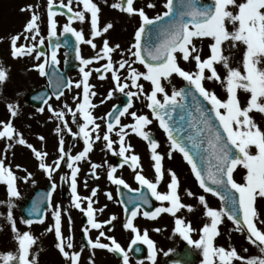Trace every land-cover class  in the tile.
Instances as JSON below:
<instances>
[{
  "label": "snow or ice",
  "instance_id": "6c2138e0",
  "mask_svg": "<svg viewBox=\"0 0 264 264\" xmlns=\"http://www.w3.org/2000/svg\"><path fill=\"white\" fill-rule=\"evenodd\" d=\"M107 4L108 0H104ZM77 4L82 8L73 10V0H60V4L56 5L55 0H47V26L49 36V47L52 49L50 57L40 50V46L45 43L44 38L40 37V15L33 11V5L29 4L20 9L21 12H29L30 18L26 21L22 32L11 35L8 38L10 45V55L13 58L30 56L35 53V59L43 61L36 63L34 68L38 70L41 76L48 75L46 66H52L57 63V49L59 43L52 44L51 38L57 37V20L58 8L66 9L67 23L63 25V33H70L76 39V55L80 60L82 79L78 81L68 80L63 83L62 78L58 80V85H62L59 91L54 93L57 100L63 96V87L82 89V94L78 93L75 100H78L75 108L65 104L61 110H56L49 103L51 97H41L47 109L61 123L57 124L55 131L59 135L57 145V158L50 164L47 162L48 153L43 150H37L33 144L29 143L13 124V119L7 122L0 120V139H7L10 143L5 151L14 146V144L26 146L34 154L39 161V168L42 169L49 179L53 173L61 167L63 162L68 169L70 175L66 174L61 177L62 180L70 182L72 200L76 209H79L87 216V226L83 228V232L87 236L90 229H102L104 225L111 224L117 217L112 215L110 219L98 221L95 218L96 209L93 207V197L97 193V189H92V195L81 197L77 192V175L80 171L78 164L84 160L92 151L96 140H100L99 134L100 124L98 119L106 123V131L103 134V141L108 150L113 151L115 155L123 158L124 164L135 170V180L140 184L141 188L146 186L147 191L140 192L138 199L143 205H150L149 193L157 201L169 202L167 207H157L153 211H144L140 203H136L134 207L129 209L125 205L124 211L126 222L123 227L131 229L136 233L135 238L129 244V251L133 245L142 242L148 247V259L155 261L156 250L154 242L148 237L145 229L143 235L134 226L133 220L138 214L145 218L156 219L161 213H168L173 216L181 210L194 211L193 205L182 203L178 194L180 185L179 177L176 172L168 169L167 174L170 180L167 184V192L158 191V185L165 175L163 168L164 156L157 151L158 141L153 138L148 129L153 123L147 114H137L136 111H129L132 108V98L145 95L147 108L151 110L152 117L158 121L159 127L167 134L170 141V151L168 157L171 158L172 151H178L182 154L184 160L190 165L191 171L199 183V187L205 193H211L218 196L224 201L226 207L215 209L209 207L204 195L197 197L199 203L205 208V216L210 218V223H205L199 229V238L193 239L191 233L195 231L191 222H185L183 218L175 219L174 233H178L189 245H193L197 249H201L203 253V264H233V261L242 262V264H264V255L251 256L245 258L240 256L235 247L226 249L223 246H215L214 240L220 234L219 226L223 222V218L227 217L235 225L237 232L246 233V240L249 244L255 245L261 254H264V219H261V213L257 209V200L264 201V130L254 121L250 113L255 110L264 114V67H258L264 61V0H213L210 5L198 4L197 0H166L163 12L154 16H149L146 9H155L157 7L152 0H145L143 7L136 4L135 0H117L110 5L111 8L117 9L129 16H138L140 18L139 27L135 30L134 43L127 49L130 57L134 59L131 62L123 58L118 64L113 62V54L120 49L119 44H110L107 39H102V46L91 58H83L80 55L81 43L90 45L93 49L97 48L94 39L103 37L113 28L111 22L100 24L101 7L95 0H76ZM230 8L238 9L234 14ZM168 18V19H166ZM89 19L90 22V38H85L83 30H77L72 27L73 21L81 23ZM226 21L233 24V30L229 31L226 27ZM238 22V26L237 25ZM153 33L157 36L155 43L148 41L143 42L146 35L151 36ZM30 34V35H28ZM38 43L24 44L18 43L23 40H37ZM211 38L212 42L208 45L210 54L206 57L201 56V49L196 46L195 40ZM3 37H0L2 40ZM230 42L234 48L237 42L246 46L243 54V73L239 68L229 66V56L224 55L222 45ZM67 43V41H65ZM106 60L101 65L104 72L111 73V78L115 82L114 89L109 90L105 99H111L114 91L121 93L125 89L134 88L136 91H127V103L119 108L113 106V110L106 113V117H96L93 109L96 104L92 102V97L96 92L92 90L93 86L89 83V77L92 70H85L86 66L92 65L95 61ZM185 63L194 62L195 71L185 70L181 66L180 61ZM139 63L145 69L144 71L132 67V64ZM222 64L226 70V76L222 79L217 71L216 65ZM101 68H96L97 73H101ZM126 69L127 76L121 80L120 70ZM209 73L208 75H206ZM176 75L182 78L186 84V88L179 90L173 88L171 94L166 91L162 81H168ZM9 78V70L0 63V87ZM101 79L105 77L101 73ZM147 81L151 85L150 92L145 93L144 84L140 81ZM213 81L221 83L227 93L226 99H221L215 91L209 90L204 86V81ZM243 89L250 93V98L246 101V106L241 105L238 97V90ZM162 95L163 99L158 98ZM191 100L195 104V112L197 118L194 120V127L197 132L202 133L205 137L200 140L189 136L192 147L189 148L182 140L177 138L173 133L170 124L171 113L175 111L178 104ZM206 102V103H205ZM101 104L104 103L102 99ZM210 105V107H209ZM7 110L11 118H15L19 113V105L16 103H7ZM66 110V111H65ZM39 112L45 111L44 107L38 109ZM66 112L72 116V123L77 124V131H73L69 126ZM130 116L132 123L122 124L121 117ZM82 118V123L77 117ZM62 125V126H61ZM91 126V128H90ZM119 126L116 135L119 138V151L113 149L114 141L111 134L114 129ZM137 134L139 137L148 141L151 150V160L155 172V182L147 179L142 174V165L139 163L140 157L131 151L132 145L126 144L128 131ZM69 134L73 139L81 138L83 140V150L76 154L65 150L64 133ZM95 132L93 139L92 133ZM40 141H44L43 135L38 136ZM207 143L206 153L194 151L199 149L203 143ZM251 146H255V154L250 151ZM199 156V160L197 159ZM120 166H123L122 164ZM246 169V175L243 182H237L233 173L237 167ZM17 168L20 166L17 165ZM93 172L99 165H91ZM26 171V170H25ZM117 171L116 166H110L107 173L108 179L116 184L123 185L128 188L129 185L123 178L114 175ZM95 174V172H94ZM32 176L31 172L22 177L27 181ZM17 177L10 165H6L5 158L0 157V182L7 185V193L10 197H18L20 195L17 189ZM210 182V183H209ZM55 183L52 184L53 191ZM108 199H112L111 193L106 194ZM188 196L194 194L189 190ZM49 198L51 193L48 194ZM87 201L86 208L82 207V203ZM123 203V201H121ZM131 203V201H130ZM8 220L11 229L15 233V240L18 243V253L12 252L0 253V260L3 264H37L36 258H30V250L36 244V238L30 231L20 232L17 228L16 221L11 212V201H9ZM103 211V209H100ZM32 212L39 213L37 204L33 205ZM54 225L50 226L47 231L54 230L57 243L55 247L58 249L62 257L68 264H80V251H69L73 248L71 237L65 240L62 233V213L57 206L53 212ZM23 224L31 226L33 219H24ZM38 222L43 223V217L40 216ZM259 225V226H258ZM159 231V229H154ZM101 237H105L103 230L99 231V235L95 240L88 238V245L91 249H106L110 252L117 253L122 258V264H129V251H126L114 237L108 236L109 243H102ZM135 251H140L136 247ZM246 252L247 249H244ZM92 256L89 257V264H93ZM167 255V253H165Z\"/></svg>",
  "mask_w": 264,
  "mask_h": 264
},
{
  "label": "rangeland",
  "instance_id": "374dc122",
  "mask_svg": "<svg viewBox=\"0 0 264 264\" xmlns=\"http://www.w3.org/2000/svg\"><path fill=\"white\" fill-rule=\"evenodd\" d=\"M64 2L66 3L67 0H64ZM115 2H117V0H115L113 3ZM135 2L138 5V3L142 2V0H135ZM152 2H155L159 7H163L166 0H152ZM238 2H241V0H238ZM55 3L60 4V0H55ZM72 7L75 11L79 8H82V5L77 4L75 1L73 2ZM110 9L113 8L110 7ZM115 10L116 13L111 17L110 20V22L115 26L113 30V32L115 31V34L110 32L107 38L97 37L94 39V43L97 45L98 50H100V47L102 46V39H107L110 44H119L121 50L119 53H115V55H113L114 64H118V61L121 59V52L123 53V58L128 59L131 62V60L134 58L129 56L127 49L132 43H134V33L140 24V22L137 24L136 21L140 20V18L135 15L129 16L128 14L117 9ZM153 10L154 9H146L148 14H151ZM230 10H232L234 14L238 11V9L234 8H230ZM36 12L41 17V20L39 21L40 37H43L45 41V43L40 46V50L43 51L42 46H45V53L49 56L47 42L48 26L46 18L47 4L45 6V10L39 9ZM158 12L160 13V11ZM154 14L155 12L151 15L154 16ZM55 19L57 20V33L61 35L63 34V25L67 23V16L59 14L55 17ZM236 26H238V22ZM72 27L76 28L77 30H83L85 38H90L89 19H86L83 23L80 21H73ZM38 40L39 37H37V40L35 41L29 39L26 40L24 44L38 43ZM194 42L196 43L197 48L201 49L202 57H206L210 54L208 45L212 42L211 38H204L202 40L197 39ZM89 47L91 46L81 43L80 48H82V50L80 51V55H83L81 52L88 51ZM222 48L224 49L223 54L229 56V66L239 68L243 73L244 69L242 61L246 47L239 48L236 44V46L233 48L230 42H225V44L222 45ZM0 49H4V45L2 46V40H0ZM65 54L66 50L61 48L58 54V59L59 65L62 68L64 66ZM83 58L90 57L88 54H85ZM43 59L44 58L42 57L40 61H37L35 59V53H33L27 58H14L9 60L5 57L4 51L3 53H0V63H2L9 70L8 80L2 87H0V120L7 122L8 119H13L15 128L23 134L24 138L29 143L33 144L37 150H43L48 153L47 162L51 164L58 156L57 145L59 135L57 134L58 138H55V128L57 124H60L61 122L52 113V116H49L50 112L48 111L47 106L44 107L45 111L41 113L38 110L32 109L23 100V95L25 92L42 84H47L45 76H41L38 70L34 68V65L36 63L42 62ZM104 63H106V60L95 61L92 65L85 67V70H92V79L89 80V83L93 86L92 90L96 92V95L92 97V102L94 103V100L100 98L98 102L95 101L97 106L92 110L96 117H106V113H108L111 108L116 103H118V93H120L119 91H114L111 99H105L108 91L114 89L115 82L112 80L111 73L109 72L105 75L104 79H101L97 76L95 69L101 67V65ZM180 63L181 66L185 68V70L195 71L194 62L185 63L181 60ZM132 67H136L140 71L145 70L138 62L132 64ZM258 67H264V61H262ZM216 68L223 79L227 74L223 65L217 64ZM127 74L128 73L126 69L120 70L122 81L124 80V77L127 76ZM208 74L209 73L206 75ZM81 79V72L71 75V81L73 82ZM140 82L144 84L145 93L150 92V83L143 80ZM183 82L184 80L176 75H173L168 81H162L169 95L171 94L173 88L179 90ZM204 86L209 90L215 91L219 98L226 99L227 93L221 83L216 82L215 80H205ZM129 90L136 91L134 88H129L125 89V92ZM98 91L101 92V95L100 93L97 94ZM78 93L82 94V89H77L73 86L68 88L59 100L52 98L49 103L56 110L63 109L65 104L73 107L74 109L76 103H78V100H75L74 97H76ZM238 97L241 101V105L246 106V101L250 98V93L244 91L243 89H239ZM158 98L161 100L163 99L162 95H158ZM102 99L104 100L103 104L100 103ZM7 103H16L19 105V115L21 121L23 120L22 117L25 119V116H22L23 113L27 116H30L32 120L25 121L22 124L21 122H17V119L11 118L6 107ZM147 103L148 101L146 100L145 95L135 97L132 101V108L129 111H136L137 114H147L149 115V118L153 120V123L148 126L147 130H149L151 134H155L159 140V147L157 151L164 156L162 163L163 168L165 169V175L158 185V191H168L167 184L170 180V177L167 174V170L171 169L175 171L179 177L180 185L178 194L182 203L194 206V211L189 212L187 209H181L175 214V216L168 213H161L156 219H151L145 218L141 213L134 218V226L139 230L140 234L143 235V232L146 229L148 232V237L154 242V247L156 250L154 264H161V257L164 256L165 253H169L185 241L178 233H174L175 219L180 217L183 218L186 223L190 221L192 228L195 229V231L191 233V236L193 239H198L199 229L205 223H210V218L205 216V208L199 203L197 197L199 195H204L208 206L217 210L221 208V203L217 196L211 193H205L204 190L199 187V183L192 173L190 165H188V163L184 160L180 152L172 151L171 158L168 157L167 154L170 151V141L168 140L167 134L164 132V130L159 127L158 121L152 117L151 110L147 108ZM255 112L258 111L253 110L250 115L256 122ZM65 118L68 120L69 126L72 128V130L77 131V124L72 123L71 114L66 112ZM54 119H57L56 126L53 124ZM77 119L82 123V118L78 116ZM96 122L100 124L99 134L102 136L106 131V123L100 119H98ZM121 123L130 124L132 123V118L126 115L121 118ZM118 128L119 126H117L111 134V138L114 141L113 149L116 152L119 151V138L116 135ZM261 129L264 130V127ZM126 131H128V135L133 134V138H126V144H131V151L140 157L139 163L142 165V174L147 179L155 182V172L153 168L154 162L151 160V150L149 148L148 141L139 137L137 134L132 133L130 130L126 129ZM51 133L53 134L52 140L48 139ZM40 135L45 137L44 141H40L38 139V136ZM95 135L96 133L93 132V139L95 138ZM64 139L66 151H71L72 154H76L83 150L84 145L81 138L73 139L65 132ZM9 143L10 141L7 139H0V157H4L6 165H10L17 177L21 178L17 180V189L20 195L14 198L10 197L7 193V188L0 187V253H6L9 251L13 254L18 253L16 252L18 243L15 240V233L12 231L10 221L8 220V212L10 208L9 201H11L10 210L12 212L13 218L16 221L18 230L20 232L30 231L36 238V244L33 245L32 249L30 250V258L34 256L37 260V264H68V262L62 257L60 253L58 258L56 257L57 253L54 256L49 254V249L55 246L57 243L54 230L51 232L47 231L50 226L54 225L53 212L57 209V206L62 213V233L63 235L71 237V243L73 244V248L69 251H80L81 248L83 249L81 253L80 264H89V257L92 256L93 252L95 253L94 257H92L93 264H122V258H118L113 252H110L106 249H91L88 245V238L90 237L91 239L95 240V238L99 235V231L103 230L105 232V237H101L102 243L110 244V241L107 240V237L111 236L114 237L115 240L121 244V246L126 251H129V244L135 238L136 233H134L132 230L128 231L123 227L124 212L120 200L118 199L119 186L112 183L108 179L107 173L110 170V166H116L117 171L114 175L123 178L124 180H132L133 183H128L126 180L125 181L130 188L134 189L139 188V183L134 177L135 172L140 171V169L137 168L133 170L129 164L120 166L117 163V158L120 156L115 155L113 151L107 149L102 137L100 140L95 141L92 151L82 162L83 164H78L80 171L77 175V192L79 195L81 193H85L87 196H91L92 189L96 188L97 193L93 197L95 205L93 207L97 210L95 213V218L98 221H105L110 219L112 215H115L117 219L112 221V227L107 229L106 225H104L102 229H90L86 236L83 232V228L86 225L80 222L79 212H75L72 207L73 200L71 196L72 192L70 182L61 179V177L65 176L66 174L70 175L71 170L68 169L65 164H62V162L60 169L54 172L52 178L49 179L46 173L39 168V161L35 158L32 152L28 159L18 161L15 152L16 150L13 149V147L5 151ZM250 151L255 154V146H251ZM92 164L100 166L94 170L95 174L91 167ZM17 165L20 167L17 168ZM27 172H31L32 176L27 181H24L22 177H24ZM91 173H93L95 176L91 177ZM244 175H246V169L240 166H238L233 173L234 179L237 182H243ZM48 182L55 183L56 190L53 194L50 207L43 223L40 225L32 224L31 226L23 224V218L20 213L19 205H21V202L24 198L32 196L35 187L44 186ZM192 189L197 193L195 201L191 198V196L187 195V191ZM66 192L69 193V197L64 199L63 197ZM107 193H111V200L108 199L106 195ZM158 206L167 207L169 206V202L158 201ZM100 209H103V211H100ZM257 209L261 213L260 218L264 219V201L259 199L257 200ZM82 213L83 212L81 211L80 215ZM168 216H171V218L168 219ZM154 229H159V231H155ZM219 233L220 234L214 240L215 246H223L226 249L235 247L238 254L245 258L264 255L259 252V249L255 245L248 243L246 240V233L237 232L235 230V225L232 221L228 220L227 217L223 218V222L219 226ZM81 242L83 243L79 244ZM193 248L201 255V264H203L202 250L197 249L194 246ZM244 249H247V251L245 252ZM0 262H2V260H0ZM129 264H153V261L149 260L148 256L141 261H137L129 252ZM233 264H242V262L233 261Z\"/></svg>",
  "mask_w": 264,
  "mask_h": 264
},
{
  "label": "water",
  "instance_id": "95a60500",
  "mask_svg": "<svg viewBox=\"0 0 264 264\" xmlns=\"http://www.w3.org/2000/svg\"><path fill=\"white\" fill-rule=\"evenodd\" d=\"M197 2L198 4L201 5H210L212 4L213 0H207L205 2H201L197 0ZM147 36L148 35L144 37V41L148 39ZM65 41H67V43H65ZM51 42L53 45L56 43L62 44L68 49L69 57H72V61L70 62V64L72 63L74 66L73 68L72 66L67 68L65 72H61L59 70V68L57 67V63L55 65L50 66V70L47 76L51 82V87L54 93H56L62 87V85H58V80L62 78L63 83L66 84L67 81L69 80L68 79L69 71L71 69H74L76 66V62L73 60V58L76 56V40L70 33H66L61 40L54 37L51 38ZM186 87L187 84H184L182 88H186ZM65 88L66 87H63V90ZM41 97L44 98L50 97V93L48 92L46 87H40L34 91L27 93L26 100L35 107H43L44 101L41 99ZM127 101L128 100H126L123 104L119 105L118 107L122 108L127 103ZM195 107H196L195 104L191 103V100L189 98V100L184 101L183 103L178 104L176 106L175 111L171 113V118H170V124L173 128L174 135L180 140H182L189 148L192 147L191 141L189 140V136H192L200 140L205 139L204 135L202 133L197 132L196 127L193 126L194 120L197 118ZM194 151L200 153H206L207 143L206 142L203 143L199 149H196ZM197 159L199 160V156H197ZM141 191L146 192L147 191L146 186L144 188H141ZM51 192H52L51 188H49L48 191L44 189L37 190L36 195L33 199L34 200L33 203L31 202L30 204L29 202H27L25 207L23 208L24 217L26 219H33V220H39L40 216L43 217L45 208L47 207L50 199L48 194ZM121 196L124 205H127L129 212L131 211V208L135 206L136 203H140L141 206H143L146 211H153L156 208L154 197H152L150 193H149L150 205H143L142 201L138 199V197L140 196V192H132L127 190L125 187L121 189ZM34 204L38 205L39 213L32 212V208ZM223 207H226L224 201H223ZM136 247H139L140 251L138 252L135 251ZM133 250L138 259H141L147 253L146 248L141 244H137L133 246ZM198 260L199 258L191 251L189 246H184L182 251H179L173 255L172 263L195 264L196 261Z\"/></svg>",
  "mask_w": 264,
  "mask_h": 264
},
{
  "label": "bare ground",
  "instance_id": "6f19581e",
  "mask_svg": "<svg viewBox=\"0 0 264 264\" xmlns=\"http://www.w3.org/2000/svg\"><path fill=\"white\" fill-rule=\"evenodd\" d=\"M115 0H108L107 4H105L104 0H95V2H97L100 7H101V14H100V24L101 26H103L105 23L110 22L111 17L116 13L115 9H110V4L113 3ZM33 5V11H37L39 9L45 10V6L47 4V0H0V36H3L2 39V46L4 45V49H0V53H3L4 51V55L7 59H14L13 57H11L10 55V45H9V41L8 38L11 35H14L16 33H20L23 30V27L26 23V21L30 18V13L25 11V12H21L20 9L22 7H25L26 5ZM144 2H139L138 6H143ZM226 27L228 28L229 31L233 30V24L226 21ZM115 26L113 25V28L109 30V32L107 34H105L102 38H107L109 36V33H113L115 34V31L113 32ZM6 37V38H4ZM150 41V39L145 40L144 42H148ZM18 43H25V40H21ZM237 45L239 48L241 47H246L244 44L237 42ZM121 49H119L116 53H119ZM97 52H99L98 47L97 49H93L92 47H90V50H88L86 52V54H88V56L91 58L93 55H95ZM115 55V53L113 54ZM29 56H24V57H20L19 59L22 58H27ZM104 75V72H101ZM207 74V71H206ZM99 76L101 74H98ZM92 79V78H91ZM101 94V93H100ZM100 98H97L95 101L98 102ZM22 116H25V119L22 117V121L20 120V115L18 113V115L14 118L17 119V122H21L22 124L25 121H29L32 120V118L30 116H27L26 114L23 113ZM49 116H52L51 113H49ZM255 116H256V123L263 128L264 127V114L259 113V112H255ZM57 123V119L53 120V124L56 126ZM52 135V136H51ZM103 137V135L101 136ZM133 138V134L128 135L126 138ZM53 138V134L51 133L49 135L48 139L52 140ZM55 138H58L57 133H55ZM13 149H15L16 151V157L18 159V161H22L25 159H28L31 156V151L30 149H28L26 146H22V145H18L15 144L13 146ZM126 180V179H125ZM128 183H133L132 180H126ZM0 187L2 188H7V185L4 184L3 182H0ZM194 195L191 196V198L195 201V198L197 196V193L192 189L190 190ZM168 219L171 218V216L167 217ZM65 240H67V238H65ZM49 254L54 256L57 252V248L51 247L49 249ZM16 252H18V248H16ZM58 255V254H57ZM56 255V256H57ZM59 264V263H57Z\"/></svg>",
  "mask_w": 264,
  "mask_h": 264
},
{
  "label": "flooded vegetation",
  "instance_id": "af4514ba",
  "mask_svg": "<svg viewBox=\"0 0 264 264\" xmlns=\"http://www.w3.org/2000/svg\"><path fill=\"white\" fill-rule=\"evenodd\" d=\"M86 206H87V203H86V201H84V202L82 203V207L86 208ZM74 208H75V206H74ZM75 210L80 212L79 209H76V208H75ZM87 219H88V218H87L86 215H82V216H81V220H82L85 224H87ZM108 227H109V226H108Z\"/></svg>",
  "mask_w": 264,
  "mask_h": 264
}]
</instances>
